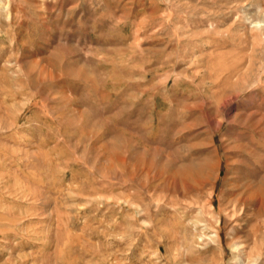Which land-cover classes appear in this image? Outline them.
I'll return each mask as SVG.
<instances>
[{
	"label": "rangeland",
	"instance_id": "obj_1",
	"mask_svg": "<svg viewBox=\"0 0 264 264\" xmlns=\"http://www.w3.org/2000/svg\"><path fill=\"white\" fill-rule=\"evenodd\" d=\"M263 202L264 0H0V264H264Z\"/></svg>",
	"mask_w": 264,
	"mask_h": 264
},
{
	"label": "bare ground",
	"instance_id": "obj_2",
	"mask_svg": "<svg viewBox=\"0 0 264 264\" xmlns=\"http://www.w3.org/2000/svg\"><path fill=\"white\" fill-rule=\"evenodd\" d=\"M220 122H222V121H220ZM217 127H218V126H217ZM215 129H216V128H215ZM218 164H219V163H218ZM205 166H207V165H205ZM218 167H219V166H218ZM217 171H218V170H217ZM174 173H175V172H174ZM218 175H219V174H218ZM178 177H179V176H178ZM196 177H197V175H196ZM214 177H215V176H214ZM220 177H221V176H220ZM172 178H173V177H172ZM172 178H171V179H172ZM186 178H187V176H186ZM169 180H170V179H169ZM178 180H179V179H178ZM173 181H174V180H173ZM175 181H176V180H175ZM187 181H188V180H187ZM190 181H191V180H190ZM192 181H193V180H192ZM193 182H194V181H193ZM169 183H170V182H169ZM179 183H180V182H179ZM183 183H184V182H183ZM179 185H181V184H179ZM193 185H194V184H193ZM173 186H174V185H173ZM177 186H178V185H177ZM185 186H186V185H185ZM175 187H176V186H175ZM179 187H180V186H179ZM191 187H192V186H191ZM232 187H233V186H232ZM172 188H173V187H172ZM193 188H194V187H193ZM169 189H170V188H169ZM182 189H183V188H182ZM175 190H177V189H175ZM192 190H193V189H192ZM247 190H248V189H247ZM173 191H174V190H173ZM194 191H195V190H194ZM259 191H260V190H259ZM171 193H172V192H171ZM245 193H246V192H245ZM255 193H256V191H255ZM258 193H259V192H258ZM258 193H257V194H258ZM185 194H186V193H185ZM207 194H208V193H207ZM172 195H173V194H172ZM197 195H198V194H197ZM238 195H239V194H238ZM183 196H185V195H183ZM210 196H211V195H210ZM234 196H235V195H234ZM236 196H237V195H236ZM174 197H175V196H174ZM174 197H173V198H174ZM173 198H172V199H173ZM181 198H182V197H181ZM237 198H238V197H237ZM256 198H257V197H256ZM259 198H260V197H259ZM172 199H171V200H172ZM179 199H180V198H179ZM236 200H237V199H236ZM240 200H241V199H240ZM173 201H174V200H173ZM173 201H172V202H173ZM182 201H184V203H185V200H182ZM205 201H206V200H205ZM242 201H243V200H242ZM232 202H233V201H232ZM238 202H239V201H238ZM238 202H237V203H238ZM178 203H179V202H178ZM206 203H207V202H206ZM206 203H205V204H206ZM235 203H236V202H235ZM242 203H243V202H242ZM263 203H264V202H263ZM188 204H189V203H188ZM194 204H195V203H194ZM195 205H196V204H195ZM261 205H262V204H261ZM196 206H197V205H196ZM202 206H203V205H202ZM202 206H201V207H202ZM209 206H210V205H209ZM212 206H213V205H212ZM234 206H235V205H234ZM234 206H233V207H234ZM238 206H239V204H238ZM262 206H263V205H262ZM203 207H204V206H203ZM206 207H207V206H206ZM233 207H232V208H233ZM207 208H209V207H207ZM207 208H206V209H207ZM217 208H218V207H217ZM232 208H231V209H232ZM257 208H258V207H257ZM209 209H210V208H209ZM231 209H230V210H231ZM241 209H242V208H241ZM226 210H228V208H227ZM234 210H236L235 207H234ZM237 210H238V209H237ZM237 210H236V211H237ZM259 210H260V209H259ZM205 211H206V210H205ZM255 211H257V209H256ZM203 212H204V211H203ZM206 212H207V211H206ZM223 212H225V211H223ZM237 212H238V211H237ZM258 212H259V211H258ZM260 212H261V211H260ZM200 213H201V212H200ZM225 213H226V212H225ZM227 213H228V211H227ZM206 214H208V213H206ZM262 214H263V212H262ZM234 215H235V214H234ZM234 215H233V216H234ZM206 216H207V215H206ZM210 216H211V215H210ZM240 216H241V215H240ZM258 216H259V215H258ZM258 216H257V217H258ZM261 216H262V215H261ZM219 217H220V215H219ZM254 217H255V216H254ZM246 218H247V216H246ZM248 218H249V216H248ZM231 219H232V218H231ZM231 219H230V220H231ZM250 219H251V218H250ZM254 219H255V218H254ZM237 221H239V220L237 219ZM212 223H213V222H212ZM203 224H204V223H203ZM204 225H205V224H204ZM239 225H240V224H239ZM209 226H210V225H209ZM216 226H217V225H216ZM204 227H205V226H204ZM241 227H242V225H241ZM235 229H237V228H235ZM257 229H258V228H257ZM219 230H220V229H219ZM219 230H218V231H219ZM213 232H214V231H213ZM215 232H216V231H215ZM216 233H217V232H216ZM258 233H259V232H258ZM258 233H257V234H258ZM218 234H219V233H218ZM203 235H205V234H203ZM213 235H214V233H213ZM200 236H201V235H200ZM201 237H202V236H201ZM209 237H210V236H209ZM213 237H214V236H213ZM217 238H218V237H217ZM207 239H208V238H207ZM210 239H211V238H210ZM212 239H213V238H212ZM216 241H217V240H216ZM211 242H212V241H211ZM235 248H236V247H235ZM259 248H260V247H259ZM261 249H262V248H261ZM236 250H237V248H236ZM242 251H243V250H242ZM255 251H256V250H255ZM257 251H258V250H257ZM257 251H256V252H257ZM262 252H263V251H262ZM254 254H255V253H254ZM258 254H259V251H258ZM256 255H257V254H256ZM260 255H261V254H260ZM235 256H236V255H235ZM252 256H253V255H252ZM258 256H259V255H258ZM256 257H257V256H256ZM250 259H251V257H250ZM252 259H253V258H252ZM241 260H242V259H241ZM253 262H254L253 264H257V261L254 260ZM250 263H251V262H250ZM243 264H244V263H243Z\"/></svg>",
	"mask_w": 264,
	"mask_h": 264
}]
</instances>
